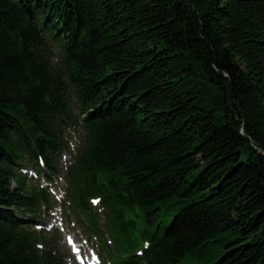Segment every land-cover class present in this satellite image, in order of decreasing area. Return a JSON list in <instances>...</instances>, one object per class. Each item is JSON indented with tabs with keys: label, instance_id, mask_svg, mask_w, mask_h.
Wrapping results in <instances>:
<instances>
[{
	"label": "trees",
	"instance_id": "obj_1",
	"mask_svg": "<svg viewBox=\"0 0 264 264\" xmlns=\"http://www.w3.org/2000/svg\"><path fill=\"white\" fill-rule=\"evenodd\" d=\"M42 29L93 128L78 202L109 199L119 262L264 264V0H0V264L57 262L13 216L44 196L15 169L27 134L47 159L65 108Z\"/></svg>",
	"mask_w": 264,
	"mask_h": 264
},
{
	"label": "snow or ice",
	"instance_id": "obj_2",
	"mask_svg": "<svg viewBox=\"0 0 264 264\" xmlns=\"http://www.w3.org/2000/svg\"><path fill=\"white\" fill-rule=\"evenodd\" d=\"M217 2H219V0H217ZM65 159H67V157H65ZM38 163H39L42 167H44L45 170H46V158H45V157H43V156L39 157V158H38ZM48 175H49L50 178H52L53 175H54V173H48ZM53 192H55V189H53ZM56 199L59 200V199H61V197L57 196ZM92 203H93V204H99V203H100V200H99V199H95V200L92 201ZM48 211L50 212V214H51L52 216H55V215H56V212H55V211H53V210H51V209H49ZM49 227H50V226H49V224L47 223V221H45L44 224H40V223L37 224V228H49ZM52 227H55V226H52ZM60 228H61V231H63V222H62V221H61ZM67 239H68L69 243H73V244H74V241L72 240V238H71L70 236H69ZM111 242H112L111 240L108 241V243H111ZM37 247L42 249L44 246H43V244H38ZM150 247H151V245L149 244L148 241H145V242L142 244V249H143V250H147V249H149ZM76 251H79V249L77 248ZM136 254L139 255V256H143V255H144V251H140V252H138V253H136ZM97 264H99V257H97Z\"/></svg>",
	"mask_w": 264,
	"mask_h": 264
}]
</instances>
